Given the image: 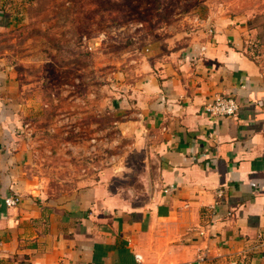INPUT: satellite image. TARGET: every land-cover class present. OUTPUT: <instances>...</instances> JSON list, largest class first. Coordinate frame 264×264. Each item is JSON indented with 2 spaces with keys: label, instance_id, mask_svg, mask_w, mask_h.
<instances>
[{
  "label": "crops",
  "instance_id": "obj_1",
  "mask_svg": "<svg viewBox=\"0 0 264 264\" xmlns=\"http://www.w3.org/2000/svg\"><path fill=\"white\" fill-rule=\"evenodd\" d=\"M208 11L135 58L105 61L104 109L96 98L82 151L81 122L69 137L46 128L64 117L53 106L63 66L46 55L45 75L24 82L0 50V264H264V64L252 50L264 0ZM216 95L235 97L237 115L209 113ZM102 133L109 154L97 166ZM51 137L72 141V157Z\"/></svg>",
  "mask_w": 264,
  "mask_h": 264
},
{
  "label": "rangeland",
  "instance_id": "obj_2",
  "mask_svg": "<svg viewBox=\"0 0 264 264\" xmlns=\"http://www.w3.org/2000/svg\"><path fill=\"white\" fill-rule=\"evenodd\" d=\"M217 1L0 0V9H3L6 19L10 21V25L0 30V50L8 63L21 68L24 82H36L40 74L45 75L41 59L46 55L63 66L60 74H64L68 85L65 86L66 89L59 91V97H54L53 106L56 108L55 105L60 104L59 109L64 113V117H59L60 122L59 120L53 122L46 128L47 131L51 130L54 133L66 131L67 135L63 137H69L75 131L73 128L75 123L81 122V129L75 134L82 136L83 141H87L81 144L82 151L83 147L88 145L87 137L92 134V127H89L88 121L94 119L86 115H93L91 106L95 105V99L98 98L102 103L107 94L99 85L103 82L102 68L105 61L114 63L110 65H120L127 57L128 60L135 58V52L137 49L140 51L142 45L151 44L154 37L169 35L171 31L176 30L172 24L185 20L189 26L190 18L200 23L208 14L211 5ZM252 46L254 54L258 55L264 64V30L260 32L258 40ZM50 64L48 67L51 68ZM53 69L52 77L55 83L57 80L55 64ZM95 71H98L97 74H94ZM87 89L90 90V93L87 91L91 97L89 103L88 96L84 95ZM62 96L63 100L57 102ZM76 97L78 100H74ZM83 102L85 104L82 105ZM103 105L104 103L102 108ZM80 106L84 109L87 107V111L80 112ZM97 118L101 119V124L97 123L96 128L105 126L104 117ZM36 130L38 131V128ZM109 134L114 142L112 150L119 152L121 138L115 131ZM95 140L100 141V145L102 142L101 148L96 149L98 150L96 155L101 159L95 155L93 160L99 166L105 155L109 154L104 152V144L108 141L105 142L103 133L98 134ZM50 141L59 151L66 152L69 158L72 157L74 149L72 141L68 144L66 139L56 137H51ZM87 156L90 160L93 159L92 154Z\"/></svg>",
  "mask_w": 264,
  "mask_h": 264
},
{
  "label": "built area",
  "instance_id": "obj_3",
  "mask_svg": "<svg viewBox=\"0 0 264 264\" xmlns=\"http://www.w3.org/2000/svg\"><path fill=\"white\" fill-rule=\"evenodd\" d=\"M205 108L212 115L234 116L237 115L240 104L233 96L216 95L207 103ZM20 201L21 197L18 194L10 195L5 198V203L9 206L17 205ZM137 257L139 258L140 255H137ZM232 264H237V261H232Z\"/></svg>",
  "mask_w": 264,
  "mask_h": 264
}]
</instances>
